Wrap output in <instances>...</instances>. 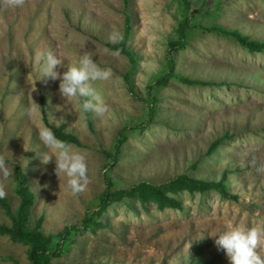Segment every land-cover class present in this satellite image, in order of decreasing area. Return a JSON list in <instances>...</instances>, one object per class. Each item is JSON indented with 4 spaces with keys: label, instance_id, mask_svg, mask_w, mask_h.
<instances>
[{
    "label": "rangeland",
    "instance_id": "374dc122",
    "mask_svg": "<svg viewBox=\"0 0 264 264\" xmlns=\"http://www.w3.org/2000/svg\"><path fill=\"white\" fill-rule=\"evenodd\" d=\"M185 2L196 11L186 44L169 52ZM126 18L125 47L134 68L105 46L113 32L121 39ZM212 26L264 43V0H24L20 7L0 0V190L12 210L19 201L12 178L17 166L34 194L32 217H43L46 235L82 227L106 188L139 181L160 184L180 174L218 181L224 173L226 190L236 197L181 193L182 210L114 203L96 215L102 226L74 233L51 264H174L178 257L186 264H229L215 235L233 228L264 233V52L249 53L229 38L203 32ZM44 50L62 59L58 72L84 52L111 70L109 79L94 84L103 114L87 112V124L78 102L60 96L59 80L38 79L35 54ZM170 58L174 75L226 85L187 86L174 77L159 85ZM43 113L49 125H64L78 138L79 146H68L86 159L82 192L67 189L54 160L42 162L41 155L55 156L38 138L46 127ZM121 132L126 139L113 162L106 153H116ZM0 224L10 225L1 208ZM26 250L0 236V264H29ZM257 252L264 259V241Z\"/></svg>",
    "mask_w": 264,
    "mask_h": 264
},
{
    "label": "trees",
    "instance_id": "16d2710c",
    "mask_svg": "<svg viewBox=\"0 0 264 264\" xmlns=\"http://www.w3.org/2000/svg\"><path fill=\"white\" fill-rule=\"evenodd\" d=\"M185 10L182 20L177 27L178 39L169 43V52L182 50L186 44L187 32L190 27V22L193 17L194 10H190L188 3L185 2ZM129 19L126 18L122 37L119 42L115 44L106 43L105 46L119 54L124 55L131 68L135 67V59L133 55L126 49V43L129 39ZM203 32L215 34L229 38L237 43L242 49L249 53H263L264 43L250 39L248 36L242 35L238 30H227L219 26H212L203 28ZM168 72L156 83L165 85L169 78L174 77L178 82L187 86H224L225 82L214 83L190 79L185 76L174 75V63L170 58L167 62ZM155 100L150 102L149 114L152 116L155 113ZM43 121L48 129L51 130L53 136L67 145L79 146L78 138L70 133L64 131V125L57 128L52 127L47 123L43 113ZM85 120L89 124L88 113H85ZM227 136L221 137L213 141L207 150V155L213 153L216 148L225 140ZM126 137L121 132L118 136V143L116 153H106L113 162L117 160V152L120 145L125 141ZM14 193L18 197V205L15 210H12L7 199L4 197L0 199V208L4 214L9 218L10 225L0 224V236H7L10 240L26 246V257L29 264H51L52 260L62 256L70 244L69 241L74 233L80 230H95L102 226V223L96 221V215L105 211L107 207L114 203L122 201H134L141 206L153 204L158 210L174 209L182 210V204L177 198L181 193L189 194H204L208 191H215L224 199H235V196H230L226 190L225 174L218 181H206L188 176L187 174H180L168 181L160 184H153L145 181H139L124 189H115L110 191L108 188L100 196L98 209L86 215L83 220L82 227L65 226L56 234H44L42 231L43 217H32V206L34 203V194L28 187L26 182V174L19 166L15 167L12 173Z\"/></svg>",
    "mask_w": 264,
    "mask_h": 264
},
{
    "label": "clouds",
    "instance_id": "9594fccd",
    "mask_svg": "<svg viewBox=\"0 0 264 264\" xmlns=\"http://www.w3.org/2000/svg\"><path fill=\"white\" fill-rule=\"evenodd\" d=\"M10 3L14 7H20L24 0H10ZM107 39L109 43H115L120 39L119 33L113 32ZM91 56L87 52L74 55L72 63L65 65L66 70L58 72L56 68L61 65L62 59L54 55L51 50L39 51L35 54L36 71L38 79L59 80L58 92L60 96L65 100L78 102L82 112L91 111L101 115L106 111V107L94 88V84L109 79L111 70L99 67ZM38 138L47 148L53 149L55 152L54 157L41 155L42 162L47 163L50 159L54 160L56 175L63 174L67 177V189L72 194L82 192L88 183V167L85 156L57 140L47 127L39 131ZM4 196L5 192L0 190V199H3ZM215 237L214 244L217 250H223L229 264H264V259L257 252L258 247L264 241V233L260 230L233 228L225 230ZM186 258L188 262L187 250ZM174 264H186V261L183 257H178Z\"/></svg>",
    "mask_w": 264,
    "mask_h": 264
}]
</instances>
